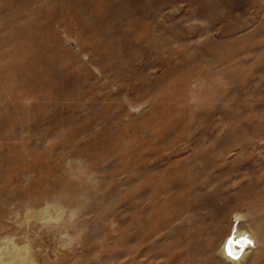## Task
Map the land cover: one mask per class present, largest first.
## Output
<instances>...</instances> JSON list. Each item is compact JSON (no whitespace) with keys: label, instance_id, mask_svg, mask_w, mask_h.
Segmentation results:
<instances>
[{"label":"rangeland","instance_id":"374dc122","mask_svg":"<svg viewBox=\"0 0 264 264\" xmlns=\"http://www.w3.org/2000/svg\"><path fill=\"white\" fill-rule=\"evenodd\" d=\"M0 264H264V0H0Z\"/></svg>","mask_w":264,"mask_h":264},{"label":"bare ground","instance_id":"6f19581e","mask_svg":"<svg viewBox=\"0 0 264 264\" xmlns=\"http://www.w3.org/2000/svg\"><path fill=\"white\" fill-rule=\"evenodd\" d=\"M242 220L240 215L235 216L234 228L223 243L221 249V255L228 261L234 263H242L249 253V250L255 248L253 236L239 229Z\"/></svg>","mask_w":264,"mask_h":264}]
</instances>
